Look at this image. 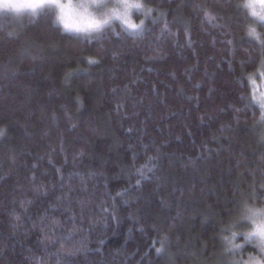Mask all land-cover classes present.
Segmentation results:
<instances>
[{
	"label": "trees",
	"instance_id": "16d2710c",
	"mask_svg": "<svg viewBox=\"0 0 264 264\" xmlns=\"http://www.w3.org/2000/svg\"><path fill=\"white\" fill-rule=\"evenodd\" d=\"M237 4L146 0L142 33L92 40L0 17V264H231L221 229L264 202Z\"/></svg>",
	"mask_w": 264,
	"mask_h": 264
},
{
	"label": "clouds",
	"instance_id": "9594fccd",
	"mask_svg": "<svg viewBox=\"0 0 264 264\" xmlns=\"http://www.w3.org/2000/svg\"><path fill=\"white\" fill-rule=\"evenodd\" d=\"M237 6L250 21L245 26L247 38L264 43V0H238ZM44 13L50 14L61 34L92 40L117 27L133 37L142 33L143 17L150 9L146 0H0V17L36 20ZM219 239L233 254L231 264H264V202L245 198ZM243 248L249 250L237 258Z\"/></svg>",
	"mask_w": 264,
	"mask_h": 264
},
{
	"label": "rangeland",
	"instance_id": "374dc122",
	"mask_svg": "<svg viewBox=\"0 0 264 264\" xmlns=\"http://www.w3.org/2000/svg\"><path fill=\"white\" fill-rule=\"evenodd\" d=\"M256 85H257V91H256L257 92V97H256L257 99L256 100H257L258 104H262V103H264V79L260 80L259 84L256 83Z\"/></svg>",
	"mask_w": 264,
	"mask_h": 264
},
{
	"label": "snow or ice",
	"instance_id": "6c2138e0",
	"mask_svg": "<svg viewBox=\"0 0 264 264\" xmlns=\"http://www.w3.org/2000/svg\"><path fill=\"white\" fill-rule=\"evenodd\" d=\"M261 107L264 108V103L261 104ZM157 251H159V249Z\"/></svg>",
	"mask_w": 264,
	"mask_h": 264
}]
</instances>
